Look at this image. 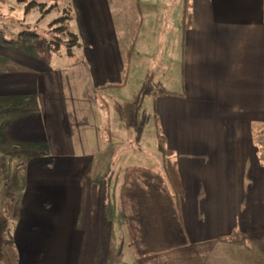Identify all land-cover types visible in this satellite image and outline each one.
I'll use <instances>...</instances> for the list:
<instances>
[{
	"label": "crops",
	"instance_id": "1",
	"mask_svg": "<svg viewBox=\"0 0 264 264\" xmlns=\"http://www.w3.org/2000/svg\"><path fill=\"white\" fill-rule=\"evenodd\" d=\"M10 1L4 4L12 8ZM18 1L67 6L68 21L76 24L72 52L84 56L69 64L72 57L66 55L64 64L53 65L39 53L56 50L39 38L0 45V112L10 113L2 123L3 140L10 149H35L44 141L41 146L51 150L55 158L50 157L48 173L61 175L59 237L64 246L75 247L76 264H118L111 238L115 225L106 222L99 185L101 150L114 144L117 121L108 102L117 88L102 87L119 82L138 17L132 54L142 44L139 35L149 13L171 0ZM178 1L181 90L163 98L173 99L172 133L165 137L183 196L176 211L161 174L133 179L124 199L130 260L120 262L264 264V0H188L190 24L184 32V0ZM117 53L123 55L121 68L115 64V55L121 63ZM102 101L108 112L101 110ZM156 109L162 121V110ZM37 158L25 160L28 168ZM26 183L30 188L31 181ZM50 209L53 203H46V213ZM46 230L29 233L33 245L47 242ZM233 232L239 236L232 237ZM19 237L15 232V242ZM41 255L29 260L42 264L46 254ZM18 257L20 264L19 252Z\"/></svg>",
	"mask_w": 264,
	"mask_h": 264
},
{
	"label": "rangeland",
	"instance_id": "2",
	"mask_svg": "<svg viewBox=\"0 0 264 264\" xmlns=\"http://www.w3.org/2000/svg\"><path fill=\"white\" fill-rule=\"evenodd\" d=\"M177 2L179 1L171 0L170 6L162 9L155 8L157 13H149V20L139 35L142 44L140 48L133 50L126 86L109 92L115 97V100L109 101L108 105L111 107L109 110H111V116L116 119L117 125L112 134L114 144L111 147L114 148L106 146L101 150L99 185L102 191L104 217L106 222L115 225L114 230H111V238L116 241L114 248L117 254L114 256L118 257V264H121V260L125 262L130 260L126 218L120 212L118 201L123 172L128 167L147 168L158 174H161L162 170L154 124L155 118L159 117L156 107L162 110V121L158 122L161 134L167 137L172 133L173 99L163 97H172L174 92L181 90H179L178 82L183 71V54H180L178 46L181 30L176 20ZM8 3L12 5V8L4 3L0 5V28L5 31L8 39L16 38L22 31H28L39 35V41L45 45L48 43L53 48L51 44L58 39L66 41L67 32L72 31L73 25H76L72 21L58 22L59 17L68 15V7L64 4L58 5L46 1L39 3L41 5L39 8H32L36 11L28 14L31 9L26 14L24 13L26 4L18 0H11ZM54 20L56 22H53ZM60 25L65 26L66 31L58 35L54 29ZM19 51L23 52L20 49ZM39 54H42L39 55L42 60H50L48 62L53 65L64 64L67 47L62 44L59 50L53 53ZM117 54L119 58L122 55ZM83 56L73 53L68 56L72 57L69 64L81 61ZM115 59V64L121 68L123 55L121 63L116 55ZM104 72L106 76H110L114 70ZM115 72V78H118L119 71L115 70ZM9 115L8 112H0V238L2 242L16 243L20 264H32L29 256L38 253H41L42 257L46 254L42 264H76L75 247L64 246L63 240L59 237L60 224L63 220L60 207L61 175L59 172L53 175L48 173L52 168L50 157H55L51 156L49 147L45 149L41 146L43 144L41 142L44 141H37L38 145L35 149H31L32 147L28 149L27 146L10 149L3 140L1 129L2 123L9 118ZM37 139L41 140L42 137ZM26 147L27 150H25ZM60 152L56 151L57 154ZM15 153H19L20 156L16 157ZM33 156L38 158L28 168L25 160L32 159ZM57 168L61 169L60 166ZM29 171L32 173L30 176ZM27 180L31 181L30 188L27 187ZM248 193L250 195L253 191L250 190ZM49 202L50 207L53 203V210L50 209V212L46 213L45 205ZM23 204L24 206L21 207ZM45 227L51 235L50 238L47 242L44 240L42 245H33L29 233L40 230L44 235ZM3 228L6 229L5 235L2 233ZM15 232L20 235L17 242L14 239Z\"/></svg>",
	"mask_w": 264,
	"mask_h": 264
},
{
	"label": "trees",
	"instance_id": "3",
	"mask_svg": "<svg viewBox=\"0 0 264 264\" xmlns=\"http://www.w3.org/2000/svg\"><path fill=\"white\" fill-rule=\"evenodd\" d=\"M7 0H0V5L5 3ZM41 5L38 2L35 1H29L26 3L24 7V13H28L32 8L40 7ZM68 15L66 16H61L57 20L58 22H66L68 19L71 18L72 13L71 10L68 9ZM53 22H56L55 20ZM190 24V13H189V3L188 0H184V5H183V10H182V16H181V29L182 32L188 29ZM53 26V25H51ZM140 27V18L135 22L134 26V38L132 41V44L128 48L126 54H125V61L124 65L121 69V74H120V80L118 83L112 84H106L102 87V90H107V89H114V88H121L124 87L126 84L127 76H128V69H129V63H130V58L132 54V48H133V43L135 41L136 35L138 33ZM54 31L58 34L61 35L65 33L66 27L65 26H59L58 28H55ZM39 35L36 33L28 32V31H22L18 34L16 38H11L8 39L6 37L5 31L0 28V45L1 46H6V47H15L19 45L22 41L24 40H29V39H38ZM67 40L66 41H60L59 39L57 41H54L51 45L53 46L54 50H59L60 46L62 44H65L67 47V55L71 56L73 54L72 50L73 48L77 45V36L76 34L70 32H67ZM47 46L48 43H46ZM101 110L108 112L107 111V106L105 105L104 101L101 102L100 106ZM155 124V130H156V137H157V149L158 153L160 155V164H161V176L163 177L169 191L170 195L172 197L174 207L176 211H179L180 208V201L183 196V188L180 182V177L179 173L177 170V166L174 160H172L173 156V151L167 147L166 143V137L161 134L160 128L158 126L159 119L158 117L155 118L154 120ZM104 131L106 133L107 138L109 139L110 137V131L107 128V125L104 127ZM260 158L261 161L264 162V147L261 148L260 150ZM143 176V175H150V176H155L157 173L151 169L147 168H142V167H128L125 169L123 176H122V181L119 187V193H118V201H119V207H120V212L124 216L125 215V192L127 188L132 184L133 179L136 176ZM4 223H7L6 221H3ZM2 230L3 235L6 233V229L3 228ZM239 236L237 232L232 233V237ZM0 263L1 264H19V257H18V252L15 247V245L11 242H2L0 238Z\"/></svg>",
	"mask_w": 264,
	"mask_h": 264
}]
</instances>
